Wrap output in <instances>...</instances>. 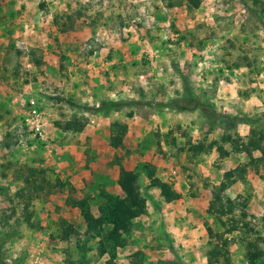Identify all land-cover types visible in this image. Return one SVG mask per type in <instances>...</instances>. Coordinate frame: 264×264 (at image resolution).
Listing matches in <instances>:
<instances>
[{"label":"rangeland","instance_id":"1","mask_svg":"<svg viewBox=\"0 0 264 264\" xmlns=\"http://www.w3.org/2000/svg\"><path fill=\"white\" fill-rule=\"evenodd\" d=\"M103 100L126 105L95 111ZM70 119L83 129H65ZM240 124L264 135V0H0V264H208L206 227L223 230L208 179L241 157L249 185L261 172L263 187L223 194L248 196L243 220L241 207L232 214L230 264L256 252L264 264V156L249 162L223 139L246 142ZM121 169L136 173L145 211L112 256L71 203L123 197ZM67 224L78 234L63 239Z\"/></svg>","mask_w":264,"mask_h":264},{"label":"trees","instance_id":"2","mask_svg":"<svg viewBox=\"0 0 264 264\" xmlns=\"http://www.w3.org/2000/svg\"><path fill=\"white\" fill-rule=\"evenodd\" d=\"M192 6L197 7L199 5V0H190ZM62 100V97H58ZM71 105L75 103L70 102ZM123 105H126L123 101L114 100H103L98 106L95 107V111L98 112H108L111 109H119ZM174 107L184 110L188 109L185 105L175 104ZM197 106L193 107L196 108ZM226 120L224 124L228 121L235 119L234 117L225 116ZM122 131L126 130L125 124L118 125ZM84 125L77 119H70L65 123V129H74L81 131ZM118 138V137H117ZM261 131L257 132L256 138L247 137L246 142H242L241 136L237 133L236 139H232L230 135H224L223 139L235 143L237 147H234L238 152L239 150L245 152L249 157V162L255 159L252 156V149L258 147L259 140L263 139ZM240 143L239 146L237 145ZM193 151H202V144L192 143L190 146ZM202 149V150H201ZM216 150L219 157L222 158L229 154V151L222 146H216ZM247 162L240 163L234 168L225 170L222 175V180L219 184L212 186V197L209 203L208 212L213 215L215 219L218 220L219 224L223 227L221 231H213L208 225L206 227L209 248L205 252L206 261L208 264H230V254L228 250V245L230 238L228 233L236 230H240L241 227L238 225L240 220H243L245 216V207L247 205L248 196L238 195L236 197H230L228 195H223L226 189L237 180L246 181L247 173ZM250 164V163H249ZM148 177L150 178L151 185L159 188L161 196L166 201H172L179 197V193L173 188L171 183L160 180L153 175V170L148 171ZM136 179V173L121 169L120 176L118 178V183L123 189V197L118 195H111L107 193H101L102 200L97 204L99 215L94 216L91 212V207L88 206V197H83L81 199H74L72 205L76 206L80 215L83 217L86 224V236L91 238H97L100 253L103 254L107 251L113 256V251L116 247L121 246L124 243L121 231H124L130 227L131 220L145 211V202L138 193L134 192V182ZM237 207H241L240 218L234 217V212ZM231 214V217L226 221L222 219L224 215ZM240 219V220H239ZM262 224L264 228V215L261 217ZM247 227L248 225L245 224ZM250 228L248 227L247 230ZM78 234L77 229L71 224L65 226L62 238L67 239L70 235ZM250 244V243H249ZM252 245V243H251ZM259 252L251 254L247 257L248 264H255L259 258ZM112 264H118L113 262ZM129 264H141L140 262L130 261Z\"/></svg>","mask_w":264,"mask_h":264},{"label":"crops","instance_id":"3","mask_svg":"<svg viewBox=\"0 0 264 264\" xmlns=\"http://www.w3.org/2000/svg\"><path fill=\"white\" fill-rule=\"evenodd\" d=\"M240 125H246L245 127H243L245 130H251V132H250V134H249V137H252V138H256V136H257V132L258 131H256V130H254V131H252V127L250 126V125H247V124H240ZM240 136H245V134L246 133H238ZM229 151V150H228ZM237 152V151H236ZM252 156L255 158V160H257V158H261L262 156H264V138L263 139H261V140H259V142H258V147L257 148H255V149H252ZM216 153H217V156H219V154H218V152H217V150H216ZM258 154H259V156L260 157H257L258 156ZM231 155V152L229 151V154L227 155V156H224V157H222V158H224V159H226V158H228L229 156ZM237 155H240V156H247V154L245 153V152H243V151H241V150H239L238 152H237ZM248 157V156H247ZM222 158H220V159H222ZM245 161H244V159L241 157V159H239L238 161L236 160V162L234 163V165L232 166V167H229V168H226L225 170H228V169H231V168H234L235 166H237L238 164H240V163H244ZM246 163V162H245ZM218 169H220V168H218ZM224 170V171H225ZM256 170V169H255ZM223 171V172H224ZM208 174V173H207ZM260 174H261V172H255V180L253 181L254 183L253 184H251V185H249V183H248V179H247V177H246V181H241V180H237V181H235L233 184H231L227 189H226V191H228L229 189H230V187L231 186H236V185H243L244 187L246 186V185H248V186H253V191H254V188H255V191L259 194L260 192H261V190H262V187H263V182L261 181V177H260ZM222 175H223V173H222ZM222 175H221V177L218 179V180H214V179H208V181L209 182H211V191H212V186L213 185H217V184H219L220 182H221V180H222ZM174 188V187H173ZM206 191H209V189L207 190L206 189ZM178 192V191H177ZM238 195H240L241 193H237ZM211 197H212V193H211ZM211 199V198H210ZM263 209H264V207H263ZM91 212H92V214L94 215V216H98L99 215V211H98V207H95V210L93 209V207H91ZM143 214V213H142ZM142 214H140L139 216H137V217H135V218H133L132 220H131V223H130V227H131V225L133 224V222H134V220L135 219H137L138 217H140ZM83 226H85L86 227V224H85V222H84V219H83ZM76 228V227H75ZM115 258V257H114ZM114 258H113V260H114ZM116 260V259H115ZM114 260V261H115ZM118 264H121V263H119L118 261H116ZM129 263V262H128Z\"/></svg>","mask_w":264,"mask_h":264},{"label":"built area","instance_id":"4","mask_svg":"<svg viewBox=\"0 0 264 264\" xmlns=\"http://www.w3.org/2000/svg\"><path fill=\"white\" fill-rule=\"evenodd\" d=\"M33 113H35V110H33ZM26 120L28 121V122H32V118H26ZM33 123V122H32Z\"/></svg>","mask_w":264,"mask_h":264}]
</instances>
